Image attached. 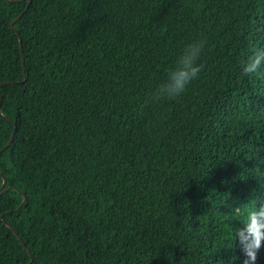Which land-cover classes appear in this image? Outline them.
<instances>
[{"label": "trees", "instance_id": "1", "mask_svg": "<svg viewBox=\"0 0 264 264\" xmlns=\"http://www.w3.org/2000/svg\"><path fill=\"white\" fill-rule=\"evenodd\" d=\"M28 1L0 0V264H264V0Z\"/></svg>", "mask_w": 264, "mask_h": 264}, {"label": "water", "instance_id": "2", "mask_svg": "<svg viewBox=\"0 0 264 264\" xmlns=\"http://www.w3.org/2000/svg\"><path fill=\"white\" fill-rule=\"evenodd\" d=\"M28 3H30V0L28 1ZM20 16H21V14H20ZM20 16H18L16 19H18ZM13 23H14V21L10 24L11 27H13ZM19 40H20V47H21V52H22V40H21V38H19ZM22 66H23L24 71H25V64H24V55H23V52H22ZM0 113H1V98H0ZM13 136H14V134H12V136L10 137L8 143H7L4 147H2V148L0 149V153H1L3 150H5V149L11 144L12 139H13ZM0 174H1L2 177H3V182H2V184L0 185V194H1V193H4V192L8 191L10 188H13V187H6V188H5V185H6V178H5V176H4L1 172H0ZM26 199H27V198H26V196H25L24 199H23V201L21 202V204H20L19 207L17 208V210L20 209V207L25 203ZM6 224H7V225L9 226V228H10V229H11V230H12V231L18 236V238H19V240L21 241V243L23 244V246L27 249V252H28L29 254H31L30 250L26 247L24 241L20 238V236H19L18 232L16 231V229H15L10 223H8V222H6Z\"/></svg>", "mask_w": 264, "mask_h": 264}]
</instances>
